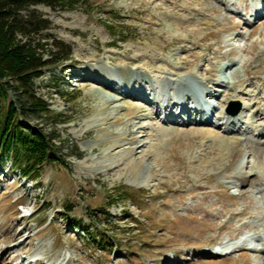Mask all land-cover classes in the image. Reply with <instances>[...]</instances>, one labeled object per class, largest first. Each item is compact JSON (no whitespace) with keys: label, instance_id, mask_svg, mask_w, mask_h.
<instances>
[{"label":"rangeland","instance_id":"rangeland-1","mask_svg":"<svg viewBox=\"0 0 264 264\" xmlns=\"http://www.w3.org/2000/svg\"><path fill=\"white\" fill-rule=\"evenodd\" d=\"M263 6H35L71 54L34 79L55 160L33 179L0 162V264H264Z\"/></svg>","mask_w":264,"mask_h":264},{"label":"trees","instance_id":"trees-1","mask_svg":"<svg viewBox=\"0 0 264 264\" xmlns=\"http://www.w3.org/2000/svg\"><path fill=\"white\" fill-rule=\"evenodd\" d=\"M69 1L0 0V162L10 161L31 179L44 164L55 160L52 139L57 137L33 124L35 120L40 123L51 112L36 95L34 79L43 69L71 54L69 44L48 33L51 24L35 6L55 8ZM87 233L92 240L99 239L96 242H106L101 234H92L90 230Z\"/></svg>","mask_w":264,"mask_h":264},{"label":"bare ground","instance_id":"bare-ground-1","mask_svg":"<svg viewBox=\"0 0 264 264\" xmlns=\"http://www.w3.org/2000/svg\"><path fill=\"white\" fill-rule=\"evenodd\" d=\"M257 8V7H256ZM262 9L264 10V6L262 7ZM260 15V14H259ZM122 77V79H124L125 81H126V79L128 80L129 79V77L128 76H121ZM125 81H123V80H120L119 82H122V83H124L125 85H126V83H125ZM124 86V85H123ZM163 87V86H162ZM121 88V87H120ZM163 89H164V87H163ZM114 90H116V89H114ZM201 92H202V90H200ZM183 99V97H179L178 96V99ZM198 109H197V111L196 112H194V114H192L190 117H194V119L193 120H196V121H201V122H210V119L209 118H203V117H206L207 116V113H208V111H210V109H211V105H209V104H207V105H203V106H201V107H197ZM182 112H184V111H182ZM178 113V112H177ZM238 115V114H237ZM237 115H235L236 117H237ZM166 116V115H165ZM202 118V119H198V118ZM189 118V117H188ZM190 119V118H189ZM192 119V118H191ZM222 119L224 120V121H231V120H233L234 119V116H230V115H228V114H222ZM200 134H202L203 136H206V137H210V138H212V139H216V140H218L219 142H220V144L221 143H223V138L221 137V136H218L216 133H214V132H211V131H205V132H199ZM220 146V145H219ZM259 168V167H258ZM263 168V167H262ZM261 170V169H260ZM264 171V170H263ZM255 175V177H253V179L254 180H256L257 179V173H255L254 171L253 172H250L248 175H245V174H240V173H237L236 174V180H239L240 182H241V184H248L249 182H250V177L251 176H254ZM262 178V176H260V179ZM263 178H264V175H263ZM259 181V180H258ZM262 181V180H261ZM141 184V186H145V182H137L136 183V185H140ZM250 184V183H249ZM243 192V191H242ZM176 257V256H175ZM176 259H180V257H179V255H178V257H176ZM175 259V260H176ZM166 263H168L169 264V261H167Z\"/></svg>","mask_w":264,"mask_h":264},{"label":"water","instance_id":"water-1","mask_svg":"<svg viewBox=\"0 0 264 264\" xmlns=\"http://www.w3.org/2000/svg\"><path fill=\"white\" fill-rule=\"evenodd\" d=\"M233 104L231 103L230 106L228 108H226V113L231 114V115H235L236 113H238L239 110V104L236 103L235 107L232 106Z\"/></svg>","mask_w":264,"mask_h":264}]
</instances>
